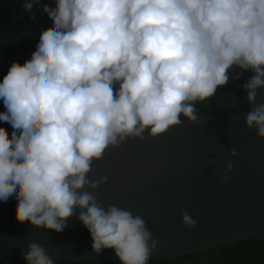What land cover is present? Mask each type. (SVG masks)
I'll return each mask as SVG.
<instances>
[{
    "label": "clouds",
    "instance_id": "clouds-1",
    "mask_svg": "<svg viewBox=\"0 0 264 264\" xmlns=\"http://www.w3.org/2000/svg\"><path fill=\"white\" fill-rule=\"evenodd\" d=\"M51 26L31 58L14 61L0 82V201L15 196V219L61 233L77 210L96 254L149 264L156 240L140 215L93 194L92 164L127 141L157 138L182 120L203 123L196 104L230 78L250 110L247 128L264 139V0H22ZM239 71H236V70ZM234 73V74H233ZM236 156V149L229 152ZM223 180L233 170L225 161ZM88 189V191H85ZM183 226L196 227L187 211ZM27 264H56L39 243Z\"/></svg>",
    "mask_w": 264,
    "mask_h": 264
},
{
    "label": "water",
    "instance_id": "water-1",
    "mask_svg": "<svg viewBox=\"0 0 264 264\" xmlns=\"http://www.w3.org/2000/svg\"><path fill=\"white\" fill-rule=\"evenodd\" d=\"M36 25L46 29L44 21ZM255 103H264V89ZM247 112L205 116L198 124L182 120L157 138L146 133L143 141L133 139L109 149L92 164L89 180L107 177L93 193L98 201L131 210L145 220L157 242L150 259L202 255L264 241V139L246 127ZM0 127L11 134L12 128L3 122ZM233 148L234 157L229 155ZM225 161L233 165L227 181ZM182 210L197 221L194 229L183 226ZM15 211V196L0 201V262L27 264L23 254L35 242L56 263H120L111 249L93 251L90 234L77 219L79 210L61 233L21 224Z\"/></svg>",
    "mask_w": 264,
    "mask_h": 264
},
{
    "label": "trees",
    "instance_id": "trees-1",
    "mask_svg": "<svg viewBox=\"0 0 264 264\" xmlns=\"http://www.w3.org/2000/svg\"><path fill=\"white\" fill-rule=\"evenodd\" d=\"M21 2L22 0H0V82L14 61L23 64L31 58L38 43L39 34L43 31L36 24L44 21L46 28L51 26L47 14L42 15L40 8L34 9L36 18L33 19L31 14L21 7ZM43 2L51 3V0H43ZM27 28L29 29L21 37H15ZM249 75L244 73L239 80L230 78L228 84L220 86L211 98L197 103L196 109L200 117L247 112L250 105L246 99V92L240 85ZM3 109L4 105L0 100V111ZM3 123L11 128V125ZM0 264L7 263L0 262ZM56 264L79 263L58 262ZM149 264H264V241H246L202 255L193 254L175 259H150Z\"/></svg>",
    "mask_w": 264,
    "mask_h": 264
},
{
    "label": "flooded vegetation",
    "instance_id": "flooded-vegetation-1",
    "mask_svg": "<svg viewBox=\"0 0 264 264\" xmlns=\"http://www.w3.org/2000/svg\"><path fill=\"white\" fill-rule=\"evenodd\" d=\"M79 264H89V263H79ZM110 264H119V263H110Z\"/></svg>",
    "mask_w": 264,
    "mask_h": 264
},
{
    "label": "rangeland",
    "instance_id": "rangeland-1",
    "mask_svg": "<svg viewBox=\"0 0 264 264\" xmlns=\"http://www.w3.org/2000/svg\"><path fill=\"white\" fill-rule=\"evenodd\" d=\"M120 264V263H119Z\"/></svg>",
    "mask_w": 264,
    "mask_h": 264
}]
</instances>
